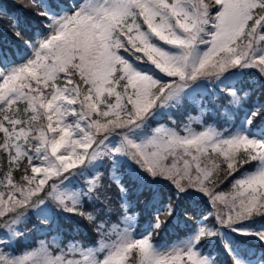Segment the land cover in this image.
<instances>
[{"label":"snow or ice","instance_id":"obj_1","mask_svg":"<svg viewBox=\"0 0 264 264\" xmlns=\"http://www.w3.org/2000/svg\"><path fill=\"white\" fill-rule=\"evenodd\" d=\"M10 5L24 13L10 16L9 25L27 58L12 63L0 45V264H216L208 245L222 237L221 228L264 242V230L241 227L264 217V98L244 103L264 87V0H83L62 15L50 14L44 0ZM7 8L0 5V17ZM252 69L255 82L248 84L245 70ZM226 74L241 77L223 89L234 109L221 112L229 127L201 116L200 130H193L171 115L169 123L151 127L159 110L178 107L192 84ZM246 105L240 118L237 110ZM119 157L152 182L171 186L151 231L133 236L129 224L110 244L94 248L71 244L65 251L57 244L50 250L41 239L20 255L7 251L32 231L20 230L29 213L49 202L106 237L109 222L98 219L99 209L86 212L84 201H99L109 213L113 185L125 199ZM98 161L111 162L107 183L99 170L84 174ZM73 176L84 180L83 188L65 186ZM138 191L149 205L161 199L152 183ZM196 195L210 211L189 217L178 245L157 247L155 237L178 202ZM38 218L50 222L47 215ZM224 248L232 264H244L227 243Z\"/></svg>","mask_w":264,"mask_h":264},{"label":"rangeland","instance_id":"obj_2","mask_svg":"<svg viewBox=\"0 0 264 264\" xmlns=\"http://www.w3.org/2000/svg\"><path fill=\"white\" fill-rule=\"evenodd\" d=\"M8 0H0V5L6 6L11 3L7 2ZM55 3H60L61 11H54L53 7L51 5L50 0H44V4L46 7L49 8L50 14H56V15H62L63 9L71 8L73 4H80L83 2V0H71L69 4L61 3L59 0H54ZM2 10V9H0ZM15 15L14 13H10L8 16ZM203 47V46H202ZM7 51V50H5ZM17 51V49H16ZM23 52L17 53L16 58H13L10 56V60L12 63L18 64L22 63L23 59H26L27 56H23ZM30 51L28 52V55H30ZM18 60V61H16ZM235 71V70H233ZM249 73L248 76L251 77V81H255V70H245ZM247 77V76H246ZM246 77L244 79L248 80ZM241 77L239 76H232L226 74L224 78H222L221 81H217L215 83H210L208 81H197L196 83L192 84L189 89L186 91L189 93L188 96H186L182 101L181 104L176 108L166 107L164 109H160L158 115L155 119L150 121L151 127H156L160 123H169L168 121V115H171L173 119L178 121V125H187L188 127L192 128L193 130H200V125L198 123L199 118L201 116H204V120L215 127L223 128V127H229L230 125L225 120L224 116L221 115V112L223 109H228L229 112H233L234 109L229 105V97L226 95L225 91L223 90L224 87H232L234 83L239 81ZM250 81V80H249ZM264 91V90H263ZM264 98V95L263 97ZM214 101V103L212 102ZM257 95H255L251 101V103H256L258 101H261ZM225 102V104H224ZM245 104L249 103L248 101L244 102ZM207 108L210 109V111H202V109ZM248 110V105H246L244 108H242V112H246ZM241 109L237 110V115L242 118V114L240 113ZM235 124H239V119L234 121ZM113 142L118 143L119 137H113ZM101 165L103 168L107 167V163L104 161H98L96 162L95 167H88L85 170L86 176H91L95 172V168L98 165ZM118 168H124L126 173H123L122 171H118ZM88 169L92 171L91 174L88 173ZM111 171V165L109 168V172ZM117 174L119 176V179L121 180V183L125 184L128 187V193L129 189L137 185V187L144 183H152V186L157 188L160 185H169L167 181H157L152 182L151 178L147 176V174L143 171H141L133 162L128 160L126 157H119L118 163L116 167ZM71 183L65 184V186L69 189H75V188H83L84 187V180L80 178L79 176H73L70 177ZM132 184V185H131ZM229 189V188H228ZM228 189L226 191H228ZM193 198H198L200 200H205L207 202V199L203 196L196 195ZM126 199V198H125ZM125 199L122 202V204H125ZM128 201V199H126ZM85 201L89 202V200L85 199ZM208 204V202H207ZM209 206V204H208ZM165 205H162V208L164 209ZM210 208V206H209ZM125 209V208H124ZM130 209V204L128 202L126 203V210ZM44 215H47L50 217V222L47 225L41 224L40 219L38 217H42ZM156 215V213H155ZM72 215L70 213H65L61 209H56L54 205H52L50 202L48 203L47 207H42L40 209L33 210L29 213L27 222L20 228L22 231L24 227H27L29 229H32L31 232L26 234V238H20L16 241L11 242L10 246L8 247L7 251L12 252L15 255L22 254L25 250H30L33 247H37L39 244V241L41 239H45L49 245L50 250H55L56 245L59 244L60 247L64 248L65 251H67V248L71 244H79L82 245L85 248H94L98 247L99 244L102 243H111L112 240L116 238V234L119 232H122L125 228L129 227V224L131 227L129 228V231L132 233L133 236L139 237L140 235L146 234L150 230H145L142 232H137L135 229L136 226V220L138 217L137 212H126L125 210L122 213L118 214V221H113L109 225V232L106 237L103 239L100 237L99 244L98 242L96 244H90L85 245L81 241L77 239H70L66 238L64 236V233H71V230L65 229L61 225V219H70ZM127 216L130 218V220H125L124 217ZM155 219V216H154ZM154 219L149 223L151 226L154 223ZM264 223V220H262ZM116 226V227H113ZM241 227H244L248 230L252 231H258V230H264V225H257L254 227L246 226L244 223H242ZM221 233L223 234L221 236H217L213 238L214 241H218L220 245L224 247V244L227 243L229 247L232 249L233 253L241 258L242 261H244V264H264L263 261H259L258 258H243L240 255V247L241 245H246V243H242L243 241H255L258 242L259 239H257L254 236H243L238 232H233L231 229L228 228H221ZM59 232V233H57ZM252 238V239H251ZM184 239H178L174 240L172 243L165 244H155L157 247L161 248H171L172 246L178 245L179 242ZM240 240H243L242 242ZM55 241V242H53ZM212 244V243H211ZM244 247V246H243ZM210 248H208V251ZM55 254V252H54ZM214 256V254H211ZM76 259H82L79 255H76Z\"/></svg>","mask_w":264,"mask_h":264},{"label":"trees","instance_id":"obj_3","mask_svg":"<svg viewBox=\"0 0 264 264\" xmlns=\"http://www.w3.org/2000/svg\"><path fill=\"white\" fill-rule=\"evenodd\" d=\"M53 8L58 9L60 3H55L54 0H50ZM61 3L69 4L70 0H59ZM8 3H12L13 0H8ZM8 6V5H6ZM7 12L14 13L15 15L21 16L24 15L23 12L18 11L16 7H12L9 4V8H7ZM30 15H35L34 13H30ZM35 24L36 21L34 20ZM40 30H43V25H40ZM45 31V30H44ZM31 34V33H30ZM0 45L3 46L5 50H8L9 54L12 57L16 58V50L17 47L20 52H22L25 48L22 41H19L16 37L12 35V29L9 25V18L7 16L0 17ZM254 82L250 81V84ZM264 87H257L255 95L260 98L263 97ZM253 99V97H252ZM252 99L248 101L251 103ZM264 127V125H262ZM111 162H107V167L103 168L100 164L94 169L99 170L105 173V183H107V175L109 173ZM118 171H122L126 173L124 168H118ZM88 173L91 174L92 171L88 169ZM85 174V173H84ZM132 185V184H131ZM230 185L225 183L222 185L224 191H226ZM161 191V199L156 205H149L145 202L143 195L138 191V187L135 184L134 187L129 189V194L125 197L128 199V204H130V209L125 210L121 208L122 199L118 193V189L113 185L111 188L109 195L112 200L109 205L111 211L106 214L105 206L99 201L89 200V202L84 201V210L86 212H93L95 214V210L99 209L98 219H106L109 222V225L114 221H118V214L122 213L124 210L126 212H137V222L135 229L137 232H142L145 230L151 231V225L149 224L157 214L158 211H162V205H166L168 198L172 195V189L170 185H160L157 187ZM210 211V208L205 200H200L198 198L189 197L186 198L183 202H178L177 207L175 209L174 215L169 217L168 221L162 225L159 230V234L155 237V242L158 244L161 243H172L174 240L180 239L186 235L187 231L190 229L192 221L189 220L190 216H199L202 213ZM187 213V215H185ZM72 215V214H71ZM264 220V217H258L253 221L260 222ZM247 222V221H246ZM61 225L65 227L67 230H71V233H64L66 238L77 239L81 241L85 245L96 244L100 236L95 231V225L90 223L87 219L79 216L72 215L67 222V219H61ZM241 242L243 240H240ZM241 245L240 252L244 255L249 254V252L253 251V255H257V252H261L264 257V244L254 243L253 241H243ZM244 246V247H243ZM210 248V253H215L214 257L216 258V264H232L231 257L225 254V250L223 247L217 242L214 241L212 244L208 245ZM263 251V252H262Z\"/></svg>","mask_w":264,"mask_h":264}]
</instances>
